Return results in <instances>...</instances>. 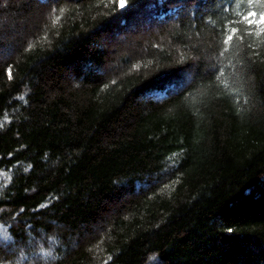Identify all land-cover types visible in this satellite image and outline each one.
<instances>
[{
    "label": "trees",
    "instance_id": "16d2710c",
    "mask_svg": "<svg viewBox=\"0 0 264 264\" xmlns=\"http://www.w3.org/2000/svg\"><path fill=\"white\" fill-rule=\"evenodd\" d=\"M128 5L0 0V264H264V0Z\"/></svg>",
    "mask_w": 264,
    "mask_h": 264
},
{
    "label": "snow or ice",
    "instance_id": "6c2138e0",
    "mask_svg": "<svg viewBox=\"0 0 264 264\" xmlns=\"http://www.w3.org/2000/svg\"><path fill=\"white\" fill-rule=\"evenodd\" d=\"M249 2L251 3V2H253V0H249ZM255 2H256V3H259L260 0H255ZM118 5H119V9H120L121 12L126 11L127 8H128V6H129V5H128V0H118ZM256 15H257L256 12H248V15H247L246 17H244V19L248 21V24H249V25H251V24L254 23V21H253L251 18H252V17H255ZM255 22H256V23L264 22V12H262V13L259 14V20H258V21H255ZM232 31H233V32H236L237 29L233 28ZM232 40H233V36L229 35V36L227 37V39H225V40L223 41V43H224L225 45H227V44H229V42L232 41ZM227 51H228V49H225V52H227ZM223 54H224V53H221V55H223ZM229 231H231V230H229ZM7 232H8V230H7L6 228H0V235H4L6 239H7ZM45 254L47 255L48 253H45ZM153 259H154V258H153Z\"/></svg>",
    "mask_w": 264,
    "mask_h": 264
},
{
    "label": "rangeland",
    "instance_id": "374dc122",
    "mask_svg": "<svg viewBox=\"0 0 264 264\" xmlns=\"http://www.w3.org/2000/svg\"><path fill=\"white\" fill-rule=\"evenodd\" d=\"M187 82H188V80L185 81V83H187ZM4 243H5L4 241L0 240V245H2V244H4Z\"/></svg>",
    "mask_w": 264,
    "mask_h": 264
}]
</instances>
